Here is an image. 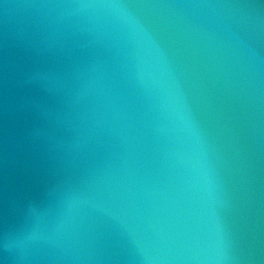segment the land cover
<instances>
[{
  "label": "water",
  "instance_id": "obj_1",
  "mask_svg": "<svg viewBox=\"0 0 264 264\" xmlns=\"http://www.w3.org/2000/svg\"><path fill=\"white\" fill-rule=\"evenodd\" d=\"M264 264V0H0V264Z\"/></svg>",
  "mask_w": 264,
  "mask_h": 264
},
{
  "label": "clouds",
  "instance_id": "obj_2",
  "mask_svg": "<svg viewBox=\"0 0 264 264\" xmlns=\"http://www.w3.org/2000/svg\"><path fill=\"white\" fill-rule=\"evenodd\" d=\"M226 259V257L224 256H219L216 261L215 264H223L224 260Z\"/></svg>",
  "mask_w": 264,
  "mask_h": 264
}]
</instances>
